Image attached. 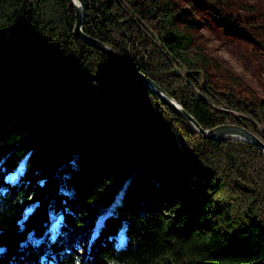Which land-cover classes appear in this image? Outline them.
Masks as SVG:
<instances>
[{
    "label": "trees",
    "instance_id": "16d2710c",
    "mask_svg": "<svg viewBox=\"0 0 264 264\" xmlns=\"http://www.w3.org/2000/svg\"><path fill=\"white\" fill-rule=\"evenodd\" d=\"M83 1V30L203 128L264 139V0ZM75 23L73 0H0V264H264L263 149L205 137ZM90 60L107 123L55 112L42 81Z\"/></svg>",
    "mask_w": 264,
    "mask_h": 264
},
{
    "label": "rangeland",
    "instance_id": "374dc122",
    "mask_svg": "<svg viewBox=\"0 0 264 264\" xmlns=\"http://www.w3.org/2000/svg\"><path fill=\"white\" fill-rule=\"evenodd\" d=\"M190 16L192 19L198 20L195 14L190 13ZM220 51L237 70L243 73L253 86H257L255 78L248 74L226 49L220 48ZM70 70L64 71V73H69L72 78L62 76L60 79L58 76L50 75H43L42 77L46 94L57 105L54 111L68 112L69 116L85 112L87 120L91 123L109 122L111 112L106 101L107 90L103 86L105 71L101 63L90 60L86 66L78 70H72L71 68ZM13 176L14 174L10 177ZM83 248H86L85 243L82 250Z\"/></svg>",
    "mask_w": 264,
    "mask_h": 264
},
{
    "label": "water",
    "instance_id": "95a60500",
    "mask_svg": "<svg viewBox=\"0 0 264 264\" xmlns=\"http://www.w3.org/2000/svg\"><path fill=\"white\" fill-rule=\"evenodd\" d=\"M75 8H76V23L74 27V34L78 38H83L88 42L98 46L104 52H106L110 57L116 59L121 65H123L129 72L135 75L138 79H140L143 83L148 85L153 92H155L158 96H160L166 104L171 106L176 112H178L181 116L190 120L194 126L202 132L205 137L211 138H223L232 136L234 138L244 139L250 141L259 147H261L264 151V139L255 131L251 130L247 126L238 123H222L214 126L210 129L203 128L200 123L195 119V117L190 114L182 104L172 97L168 92L162 88L160 84H158L152 77L148 76L144 72L140 71L138 68L133 66L128 60H126L117 50L111 47L106 42L93 37L86 33L83 28V21L85 18V6L83 0H73Z\"/></svg>",
    "mask_w": 264,
    "mask_h": 264
},
{
    "label": "snow or ice",
    "instance_id": "6c2138e0",
    "mask_svg": "<svg viewBox=\"0 0 264 264\" xmlns=\"http://www.w3.org/2000/svg\"><path fill=\"white\" fill-rule=\"evenodd\" d=\"M29 211H30V209H29ZM27 214V213H26Z\"/></svg>",
    "mask_w": 264,
    "mask_h": 264
}]
</instances>
